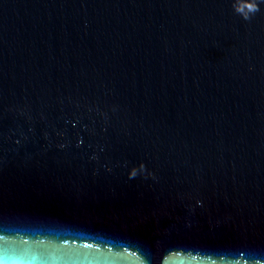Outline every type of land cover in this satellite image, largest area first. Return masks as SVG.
Here are the masks:
<instances>
[{
  "label": "water",
  "instance_id": "1",
  "mask_svg": "<svg viewBox=\"0 0 264 264\" xmlns=\"http://www.w3.org/2000/svg\"><path fill=\"white\" fill-rule=\"evenodd\" d=\"M0 264H264V0H0Z\"/></svg>",
  "mask_w": 264,
  "mask_h": 264
}]
</instances>
